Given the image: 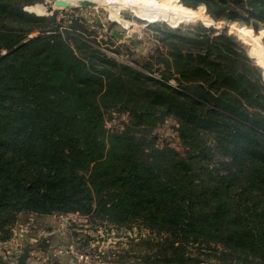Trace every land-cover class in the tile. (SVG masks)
I'll return each instance as SVG.
<instances>
[{"label": "trees", "instance_id": "obj_1", "mask_svg": "<svg viewBox=\"0 0 264 264\" xmlns=\"http://www.w3.org/2000/svg\"><path fill=\"white\" fill-rule=\"evenodd\" d=\"M181 1L264 28V0ZM33 2L0 0V234L24 213L95 214L167 237L170 264H214L199 251L217 249L264 264L263 69L245 43L156 24L166 70L131 66ZM111 110L129 111L124 131L106 130ZM169 117L183 154L139 133Z\"/></svg>", "mask_w": 264, "mask_h": 264}, {"label": "rangeland", "instance_id": "obj_2", "mask_svg": "<svg viewBox=\"0 0 264 264\" xmlns=\"http://www.w3.org/2000/svg\"><path fill=\"white\" fill-rule=\"evenodd\" d=\"M71 1L74 4L78 2ZM94 1L98 2L97 7L77 5L72 8H56L55 0H36L30 5H25L24 10L37 16L55 15L56 25L61 32L82 31L78 26L83 25L89 31L88 38L94 40L102 51L131 66L134 65V60L140 57L142 65L150 62L154 69L166 70L164 60L169 52L160 42L161 34L155 27L156 24L163 30H177L175 28H185L187 25L202 26L215 30L216 34L227 33L236 36L242 43H245L242 39L245 37L254 47L250 54L264 60L263 27L255 32L254 29L248 28L251 26L245 22L217 21L208 14L205 4H200L194 10L185 7L181 0ZM37 34L38 32H33L30 36ZM255 63L258 65L256 60ZM262 66L264 67V64ZM155 75L161 78L159 72ZM262 78L264 81L263 73ZM130 120L129 111L111 110L105 116V128L111 132H122ZM254 124L263 128L261 124ZM179 126L177 119L169 117L155 129L141 128L139 133L150 137L157 148L171 147L183 154L184 148L178 135ZM32 223L25 217L10 228L9 236L0 234V264H18L20 257L17 256H21L26 250H29V255L32 256L30 264H170L167 261L168 255L166 257L167 250L160 251L162 247L165 248L163 245L167 243V237L150 233L139 223L124 227L111 223L102 215L70 213L66 235L62 236L69 242L67 245L57 243L54 247L50 242L49 231L39 226L32 227ZM28 224L31 225L30 230ZM51 224L50 220L44 222L43 226L48 228ZM16 233L24 236L28 234L34 239L33 243L21 240ZM71 245L74 247L72 253L63 257L51 256L53 249L60 247L68 250ZM193 252L197 255L200 252L201 259H206L207 254L211 255L209 260L214 264H237L236 260L222 249Z\"/></svg>", "mask_w": 264, "mask_h": 264}, {"label": "crops", "instance_id": "obj_3", "mask_svg": "<svg viewBox=\"0 0 264 264\" xmlns=\"http://www.w3.org/2000/svg\"><path fill=\"white\" fill-rule=\"evenodd\" d=\"M25 217H28L29 221L33 222L32 223V227H35L36 228V227L39 226V227H41V229H47V231H49L48 234L50 235L49 236L50 237V242H52L53 247H54V245L57 246V243H60L62 245H64V243H65L67 245V243L69 242V240H67V238L65 240L62 237L64 235H66L65 231H63V228H64V226L66 224L61 219L55 218L52 215L45 216V215H39V214H36V213H32V215H29V216L27 214H21L19 216V220L24 219ZM19 220H18V222H19ZM50 220L52 222L51 226H49L48 228H46L45 226H43L44 222H48ZM34 223H37L38 225H35ZM30 226L31 225L28 224V229H29ZM51 228L53 229L52 231L50 230ZM15 235H17L18 237H20V239L23 240V241H25V242H27L29 240V243L30 244H32L33 243L32 241H34V239H31L28 236V234L26 236H24V235H19V234L16 233ZM59 236H61V237L59 238ZM63 247H65V246H63ZM14 253H15V251H14ZM15 255H17V253L14 254V256ZM17 257H20V256H17ZM31 258H32V256L29 255V257L27 259V261L29 260L28 261V264L31 263V260H30Z\"/></svg>", "mask_w": 264, "mask_h": 264}, {"label": "water", "instance_id": "obj_4", "mask_svg": "<svg viewBox=\"0 0 264 264\" xmlns=\"http://www.w3.org/2000/svg\"><path fill=\"white\" fill-rule=\"evenodd\" d=\"M183 4V3H182ZM81 6V7H97L98 6V2L97 1H94V0H78V2L76 4H74L71 0H55L54 2V6L56 8H72V7H75V6ZM228 23L231 22L233 23L232 21H227ZM235 23V22H234ZM240 24H243V23H240ZM224 25V24H223ZM245 25V24H243ZM246 27H248L247 25H245ZM187 27H189V25H187L185 28H175V29H178V30H184L186 29ZM229 27V26H228ZM248 28H251L253 29V27H248ZM241 37V36H240ZM242 38V37H241ZM244 39L245 41V45H246V53L247 55L252 58V59H255L258 63V65H260L263 69V76H264V67L262 66L264 64V60L262 59H259L257 56H252L250 53L252 51V49H254V47L252 46V43L250 42V40L248 38H242ZM259 55V54H257ZM264 55V54H263ZM29 257V252L28 250H26L19 258V261H18V264H27V259Z\"/></svg>", "mask_w": 264, "mask_h": 264}, {"label": "built area", "instance_id": "obj_5", "mask_svg": "<svg viewBox=\"0 0 264 264\" xmlns=\"http://www.w3.org/2000/svg\"><path fill=\"white\" fill-rule=\"evenodd\" d=\"M69 215L70 214H54L52 215L53 217L55 218H59L61 219L63 222H65V226L63 228V231H66L67 230V222L69 220ZM67 227V228H66ZM74 249L73 245L69 246V249H64V248H55L51 251V256L52 257H63V256H66L68 255L69 253H72V250Z\"/></svg>", "mask_w": 264, "mask_h": 264}]
</instances>
